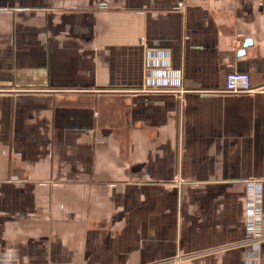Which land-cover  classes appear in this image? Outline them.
Returning <instances> with one entry per match:
<instances>
[{"label":"crops","instance_id":"crops-1","mask_svg":"<svg viewBox=\"0 0 264 264\" xmlns=\"http://www.w3.org/2000/svg\"><path fill=\"white\" fill-rule=\"evenodd\" d=\"M0 264H264V0H0Z\"/></svg>","mask_w":264,"mask_h":264},{"label":"built area","instance_id":"built-area-1","mask_svg":"<svg viewBox=\"0 0 264 264\" xmlns=\"http://www.w3.org/2000/svg\"><path fill=\"white\" fill-rule=\"evenodd\" d=\"M181 9L185 8L184 3H180ZM179 73H173V84L179 79ZM177 84V83H176ZM256 89L253 86L252 77L249 73L231 71L226 74L225 88L222 91L225 94L242 95L254 92ZM178 183H184L183 180H178Z\"/></svg>","mask_w":264,"mask_h":264},{"label":"water","instance_id":"water-1","mask_svg":"<svg viewBox=\"0 0 264 264\" xmlns=\"http://www.w3.org/2000/svg\"><path fill=\"white\" fill-rule=\"evenodd\" d=\"M248 45H249V41H246L245 47L248 46ZM243 53H244V51H241L239 54H243Z\"/></svg>","mask_w":264,"mask_h":264}]
</instances>
